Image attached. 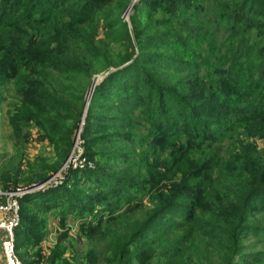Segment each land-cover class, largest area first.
<instances>
[{"label": "rangeland", "instance_id": "obj_1", "mask_svg": "<svg viewBox=\"0 0 264 264\" xmlns=\"http://www.w3.org/2000/svg\"><path fill=\"white\" fill-rule=\"evenodd\" d=\"M7 1L11 0H0V4ZM120 1L113 0L112 6L117 8ZM55 2L60 17L67 18L84 0ZM110 13L111 9H105L92 19L95 40L103 45L117 41L119 44H110V49L128 60L138 52L147 53L150 62L140 65L138 71L169 91V96L161 97L162 102L173 100L180 105L179 96H184L191 110L196 103L208 100L224 104L229 111L219 117L195 111V118L205 120L204 130L211 136L210 142L198 145L188 144L180 135L170 138L153 126L149 110L142 105L119 111L101 103L108 109L95 107L93 111L106 118L110 127L104 140L111 141L101 144L104 140L81 138L89 109L86 97L70 136L67 159L53 171L55 148L75 122L71 113L50 114L47 97H35L31 83L27 82L30 87L19 95L14 79L22 75L57 89L58 67H46L45 59L25 61L21 68L10 69L17 71L16 77L10 78L12 73L5 69L8 61L5 55L0 57V191L30 190L31 196L49 202L52 192L65 183L75 190H93L95 170L120 176L130 186L121 198L95 206L90 214L24 206V218L33 223V239L19 252L24 259L21 263L107 264L103 259L111 260L113 244H127L130 264H137L145 244L159 256L168 246L175 255L174 264L185 263L191 252L190 238L194 230L202 234V223L175 219L173 216L180 214L177 208H182L179 205L147 226L151 231L145 242L133 236L129 226L134 222L139 228L145 222L141 216L154 214L167 202L168 189L176 191L186 184L205 188L217 204L222 201L216 194L225 189L233 193L237 204L246 198L254 220L248 221V231L238 236V255L231 264H264V0H127L119 20L126 25L128 36L107 31L103 23L112 19ZM18 16L31 17L22 12ZM44 49L51 52L53 46ZM107 75L94 77L88 94L90 87ZM147 87L143 84L140 92ZM204 230L212 234V230ZM199 237L196 243L202 241V235ZM210 262L219 264L214 257ZM157 263L158 259L151 262Z\"/></svg>", "mask_w": 264, "mask_h": 264}, {"label": "trees", "instance_id": "obj_2", "mask_svg": "<svg viewBox=\"0 0 264 264\" xmlns=\"http://www.w3.org/2000/svg\"><path fill=\"white\" fill-rule=\"evenodd\" d=\"M45 1L47 0H11L7 1L5 5L0 4V57L5 55V59L8 61L9 66L5 69L12 73L9 75L10 78H15L17 72L10 69L21 68L25 61L29 64L33 60L45 59L46 67L49 65H52V68L58 67L56 75H59L60 80L57 89L50 83L37 84L35 79L31 80L22 75L19 80L18 77L14 79L19 95L25 88H29L28 83H31L35 97L41 94L47 97L50 114L61 112L68 115L71 113L72 120L75 122L70 131H64L63 138L59 140L60 143L55 148L56 163L53 166V168L55 167L53 171L65 162L71 150L70 136L80 119L92 80L94 77L106 73L108 75L94 87L88 103L87 120L81 133V138L84 141L89 136L92 137L91 141H100L108 135L105 132L110 125L106 118L102 115L98 116L93 111L95 107H104L101 106V103H105L119 111L142 105L149 110L153 126L166 131L170 138L180 135L188 144L205 145L210 142L211 136L204 130L205 120L202 119V122L197 120L195 111L204 116L219 117L227 115L225 113L229 111L228 107L219 102L213 101L210 104L208 100H202V102L196 103L191 110L188 104H185L187 102H185L184 96H179L178 100L183 102L180 105H176L173 100L162 102L161 97L169 96V91L157 81L150 82L142 72L138 71L140 65L150 62L147 53L138 52V56L133 60H128L110 49V44H116L117 41L111 40L109 44L103 45L95 40L92 19L105 9H111L110 18H112L104 20L103 25L107 31H115L119 36L127 35L126 25L121 24L119 20V14L124 12L127 7V0H121L117 4L119 5L117 8L112 6L113 0H84L78 8L80 11L68 13L67 18L60 17L61 10L56 6L55 0ZM20 12L30 13L31 17L20 18L21 16H18ZM62 19L67 22L63 23ZM114 21L115 23H112ZM69 27L73 28L67 34L66 30ZM45 45L53 46L51 52H45ZM128 62L131 64L120 69ZM109 70L113 72L110 73ZM145 83L148 86L146 91L140 92ZM113 86L114 89H112ZM143 94L145 96H142ZM199 124H202V127ZM110 142L104 140L101 144ZM92 175L97 183L93 190L79 191L71 187L68 188V184L65 183L58 190L52 192L47 199L49 202H42L31 194L24 196L20 202V224L15 231V247L21 261L24 259L19 252L25 247L27 240L33 239L30 233L33 223L30 219L24 218V206L46 212L61 210L68 214H90L95 206L110 205L111 201L118 200L128 188L130 189L123 178L111 172L95 170ZM167 193L168 195L165 197L167 202L158 207L154 214L141 216V220L145 222L139 228L134 222L129 226L132 235H137L138 240L145 242L148 237L146 233L151 231L147 226H153L155 221H159V217L177 204L182 208H177L180 214L173 216L175 219L187 221L192 225L202 223V234L199 235L194 230L193 237L190 238L191 252L186 257V262L177 264H210L212 257L219 264H231L233 258L238 255V236L240 233L247 232L249 226L246 223L254 220L250 216L251 207L249 204H245L246 198L243 204H237L233 193L225 189L216 194L222 201L221 204H217L205 188L186 184L180 185L176 191L168 189ZM199 210L202 214H198ZM24 226L25 228H23ZM204 229L212 230V234L209 235ZM198 235H202V241L196 243L195 239H200ZM123 239L126 238L123 237ZM142 249L144 252H141L136 259L137 264H151L155 259L159 260L157 264H161V261L163 264H174L175 260L172 261V259L175 255L168 246L162 248L164 254L161 256L151 253L146 244ZM180 253L182 256V252ZM109 254L112 256L111 260L103 259L107 264H130L131 255L127 244H123L121 247H114L113 244ZM52 263L53 260H50V264Z\"/></svg>", "mask_w": 264, "mask_h": 264}, {"label": "built area", "instance_id": "obj_3", "mask_svg": "<svg viewBox=\"0 0 264 264\" xmlns=\"http://www.w3.org/2000/svg\"><path fill=\"white\" fill-rule=\"evenodd\" d=\"M30 190L0 191V253L4 264H22L15 247V231L20 224V202Z\"/></svg>", "mask_w": 264, "mask_h": 264}, {"label": "water", "instance_id": "obj_4", "mask_svg": "<svg viewBox=\"0 0 264 264\" xmlns=\"http://www.w3.org/2000/svg\"><path fill=\"white\" fill-rule=\"evenodd\" d=\"M94 86H95V85H92V86L90 87V89H89V94H88V96H87V98L89 97V99H90L91 94H92V92H93V90H94Z\"/></svg>", "mask_w": 264, "mask_h": 264}, {"label": "crops", "instance_id": "obj_5", "mask_svg": "<svg viewBox=\"0 0 264 264\" xmlns=\"http://www.w3.org/2000/svg\"><path fill=\"white\" fill-rule=\"evenodd\" d=\"M0 264H4V263H3V260H2L1 253H0Z\"/></svg>", "mask_w": 264, "mask_h": 264}]
</instances>
